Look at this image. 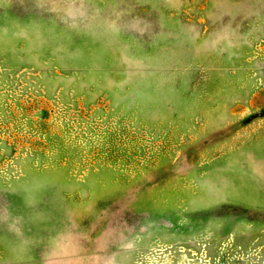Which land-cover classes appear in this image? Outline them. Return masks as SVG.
Masks as SVG:
<instances>
[{
    "label": "rangeland",
    "instance_id": "374dc122",
    "mask_svg": "<svg viewBox=\"0 0 264 264\" xmlns=\"http://www.w3.org/2000/svg\"><path fill=\"white\" fill-rule=\"evenodd\" d=\"M0 264H264V0H0Z\"/></svg>",
    "mask_w": 264,
    "mask_h": 264
}]
</instances>
